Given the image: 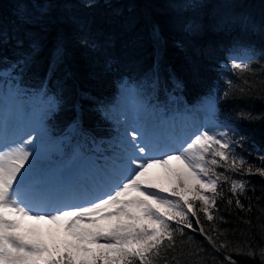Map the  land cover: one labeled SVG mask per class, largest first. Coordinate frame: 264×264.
<instances>
[{
  "label": "trees",
  "instance_id": "1",
  "mask_svg": "<svg viewBox=\"0 0 264 264\" xmlns=\"http://www.w3.org/2000/svg\"><path fill=\"white\" fill-rule=\"evenodd\" d=\"M189 24L194 30H186ZM242 48L252 54L251 70L225 69L228 53ZM26 53L17 82L53 96L58 108L45 118L48 134L77 132L85 157L100 141H111L114 128L99 104L115 100L122 83H133L167 110L173 100L194 104L214 93L212 120L235 125L227 138L246 163L236 172L217 169L229 180L221 181L212 221L197 202L191 229L173 222L184 231L169 258L175 257L173 264H227L230 254L236 264H262L264 176L256 170L264 168V0H0V67ZM147 176L165 187L172 179L158 170ZM232 180L245 182L244 190L234 195ZM222 243L227 249L218 250ZM249 247L255 256L246 255Z\"/></svg>",
  "mask_w": 264,
  "mask_h": 264
},
{
  "label": "snow or ice",
  "instance_id": "2",
  "mask_svg": "<svg viewBox=\"0 0 264 264\" xmlns=\"http://www.w3.org/2000/svg\"><path fill=\"white\" fill-rule=\"evenodd\" d=\"M194 28L186 25L188 31ZM16 45L22 48L24 39L18 38ZM29 55L0 67V80L15 81L27 66ZM232 67L241 72L251 70L248 63L235 60ZM54 69L53 64L50 70ZM34 103L46 115L58 108V102L44 93L36 94ZM203 106L210 115L215 114L212 97ZM32 140L28 136L27 141L0 142V264H173L175 257L170 259L169 253L176 248V234L184 231L173 222L191 229L189 214L197 216V202L212 221L210 210L215 208L217 196L223 195L221 181L229 180L217 169L236 172L246 163L234 152L237 142L227 138L224 131L200 130L187 142H180L179 148L168 149V154L160 152L142 128L132 125L131 132L125 128L117 139L107 142L111 155L104 157L106 179L90 200L44 210L34 207L42 196L35 193L29 200L24 188ZM102 144L97 145L98 151H105ZM170 161H179L183 169L171 168ZM154 167L172 177L170 186L148 178V170ZM247 172L252 173V168ZM256 172L264 176V168ZM244 187L245 182L232 180L230 190L235 195ZM235 203L243 207L239 199ZM195 223L200 224V220ZM41 224L46 226L43 233L38 227ZM200 232L204 233L202 227ZM206 238L214 243L211 236ZM227 247L222 243L218 250ZM234 251L241 254L242 250ZM246 255L256 253L249 247ZM259 255L264 264V248ZM225 260L236 264L230 254Z\"/></svg>",
  "mask_w": 264,
  "mask_h": 264
},
{
  "label": "rangeland",
  "instance_id": "3",
  "mask_svg": "<svg viewBox=\"0 0 264 264\" xmlns=\"http://www.w3.org/2000/svg\"><path fill=\"white\" fill-rule=\"evenodd\" d=\"M250 56L251 53L246 49L236 50L235 52L228 54V60L224 65L226 67H232L233 60L239 63H245ZM122 87L119 97L113 104H111V106H116L120 113V115L116 117L115 128L119 131L117 138L123 133L125 128L131 132L132 125L140 127L137 124H139L140 121H144V118L141 119L142 116L146 118L151 116L150 120L155 119L148 98H142L141 96L134 94L135 88L131 84L123 85ZM38 92L39 90L27 88L23 84L17 82V80L12 81L11 83L5 80H0V142L3 140V143L12 144L14 141H18L21 138L23 141H27L28 136L33 137L31 144L28 146V150L32 152V156L26 165V171H29V168H33V171H35L38 167L41 168V171L39 173V181L32 185L31 189L27 192L29 194V200L33 199L32 194L38 193L43 198L41 202L46 201L49 198H58L59 203L63 201H72V203H68V205L84 204L87 200L92 198V195L96 193V189L106 178L103 180L99 179L97 185L91 184L92 192L86 191L80 184H78L79 182H77L72 188L68 187V190L65 193L66 196H61L62 192L61 190L58 191V187L64 176L69 173L73 175L74 171L77 169H83V167H86L88 161H91L92 159L86 162L84 158H82V149L78 143L74 142L76 132L73 134L70 131L61 137H51V135L48 134V129L44 124L46 114H44L39 106L34 103V96L38 94ZM211 97L215 99L214 95ZM183 113L186 114L185 117L176 118L182 125L188 124L190 126L191 124H194L196 127L201 128V130H208L214 133L222 132L225 129L224 125L210 122L205 118L202 120V116H205L208 113L203 104L199 106V108L187 107L186 109H183ZM165 116L166 114L163 112L158 117L163 118ZM138 117H140V119ZM156 119L154 125L158 121V118ZM147 129L144 130V132L149 138L153 136H156L157 138L164 136V131L160 127L152 126L150 129ZM186 133L185 142L194 135H190L189 132ZM11 136H15L16 138L9 139ZM165 141H167L166 138ZM155 146L157 149H160L161 144L157 142ZM72 148H74V151H71ZM68 153H70L69 156L64 158ZM40 158L41 161L38 163ZM42 163H46V166H39ZM169 163L173 169H183V165L179 161H170ZM56 167L60 169V172H58ZM101 167L104 168V164H102ZM154 170L162 171L164 174L168 175L164 169L159 167L149 169L148 173ZM100 173L104 172L101 171ZM103 176H105V174ZM26 177L27 175H25L24 182ZM92 179L95 180V177L93 176ZM63 185L66 184L63 183ZM78 191H82L79 196L77 194ZM80 200L82 202H80ZM52 207L58 206L52 205L47 210H51ZM38 227L42 233L46 231L45 225L41 224ZM101 243H103V241H101Z\"/></svg>",
  "mask_w": 264,
  "mask_h": 264
},
{
  "label": "bare ground",
  "instance_id": "4",
  "mask_svg": "<svg viewBox=\"0 0 264 264\" xmlns=\"http://www.w3.org/2000/svg\"><path fill=\"white\" fill-rule=\"evenodd\" d=\"M138 121H140V120H138ZM148 121H150V119L147 120L146 122H148ZM140 124H144V121H142V122L140 121ZM137 125L139 126V124H137ZM146 129H147V127H144V128H143V131L146 130ZM147 130H148V129H147ZM29 223H30V222H29Z\"/></svg>",
  "mask_w": 264,
  "mask_h": 264
}]
</instances>
